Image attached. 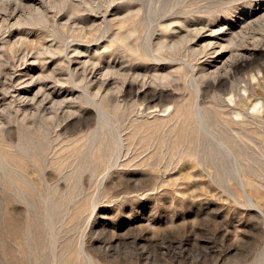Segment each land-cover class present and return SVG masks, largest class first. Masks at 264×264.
<instances>
[{
  "label": "rangeland",
  "instance_id": "obj_1",
  "mask_svg": "<svg viewBox=\"0 0 264 264\" xmlns=\"http://www.w3.org/2000/svg\"><path fill=\"white\" fill-rule=\"evenodd\" d=\"M263 136L264 0H0V264H264Z\"/></svg>",
  "mask_w": 264,
  "mask_h": 264
},
{
  "label": "bare ground",
  "instance_id": "obj_2",
  "mask_svg": "<svg viewBox=\"0 0 264 264\" xmlns=\"http://www.w3.org/2000/svg\"><path fill=\"white\" fill-rule=\"evenodd\" d=\"M65 5V4H64ZM175 22H179V23H181L183 26H187L186 24H185V21H181V20H179V19H170V20H168V21H166V22H163L162 23V26L164 27V29L166 30V31H170L171 29H173L172 28V24L173 23H175ZM128 26V25H127ZM123 28V26H121V29ZM120 33H121V30H118ZM117 31V32H118ZM134 32H136V30H130L129 31V34L130 35H128V36H121V37H119V39H121L120 41H122L123 43H125L126 45V47L127 48H129L130 50H132V51H135V49H133V47L132 46H129L130 44H128V43H126V40L128 39V38H130V36H131V34H133ZM123 33V32H122ZM200 33V32H199ZM126 34V33H125ZM120 35V34H119ZM165 35V34H164ZM196 35V34H195ZM167 37V36H166ZM173 43V42H172ZM164 46H167V45H165L164 43H163V47ZM165 48V47H164ZM174 48V47H173ZM48 52V51H47ZM142 52V51H141ZM80 53V52H79ZM143 54H145V53H143ZM251 54V53H250ZM242 55V54H241ZM255 55V54H254ZM144 56V55H143ZM141 57V56H140ZM242 58H243V56H242ZM250 58V57H249ZM240 60V59H239ZM245 60H247V59H245ZM258 61V60H257ZM256 62V61H255ZM238 65H239V63H237ZM258 65V64H257ZM262 66V65H261ZM76 71V70H75ZM111 71V70H110ZM73 74V73H72ZM107 74V73H106ZM192 75H194V74H192ZM252 77L254 78V74L252 75ZM72 79V78H71ZM235 80V79H234ZM10 81V80H9ZM249 83V82H248ZM5 85V84H4ZM228 85V84H227ZM247 87H248V84H247ZM246 87V88H247ZM128 91V90H127ZM148 92V91H147ZM147 96V95H146ZM231 97V96H230ZM240 97H241V95H240ZM120 98V97H119ZM250 98V97H249ZM118 99V98H117ZM240 99V98H239ZM96 100V99H95ZM108 100V99H107ZM230 100H232L231 98H230ZM243 99H240V101H242ZM240 101L239 102H236V105L238 106L239 104H240ZM104 102V101H103ZM109 102V101H108ZM231 102V101H230ZM120 103V102H119ZM242 103V102H241ZM223 104V103H222ZM181 105V104H180ZM213 105V104H212ZM220 105V104H219ZM258 106H260L259 105V103H256V104H254L253 106H252V109H256V110H259V108H257ZM222 107V106H221ZM229 108H230V106H229ZM129 109V108H128ZM131 109H132V107H131ZM232 109V108H231ZM231 109H229V110H231ZM256 110H254V111H256ZM261 110V109H260ZM239 112H241V113H244L245 112V109H244V107L243 106H241V107H239ZM229 114V113H228ZM201 116V115H200ZM230 116H232L233 117V115H230ZM248 115H246V117H247ZM175 118V117H174ZM249 119H250V117H248ZM193 120H196V124H198V125H200L201 124V121H200V118H199V115L196 113V111L194 112V114H193ZM217 121V120H216ZM219 121V120H218ZM225 121V120H224ZM241 122V121H240ZM188 123V122H187ZM219 123V122H218ZM224 123V122H223ZM238 122H236V124H237ZM242 123V122H241ZM246 123V122H245ZM162 124V123H161ZM220 125H222V123L220 124ZM239 125V124H238ZM241 125V124H240ZM245 125V124H244ZM200 127H201V125H200ZM227 127V126H226ZM255 128V127H254ZM219 129H220V127H219ZM223 129V128H222ZM243 129V128H242ZM244 129H246V128H244ZM225 130V129H224ZM249 130V129H248ZM259 130V129H258ZM258 130H256V131H258ZM235 132H236V130H235ZM249 132H251V131H249ZM254 133H255V131H254ZM259 133V132H258ZM225 135V137H226V133H224ZM243 134V133H242ZM250 134V133H249ZM261 134H263V133H261ZM230 136H231V134H229ZM229 135H227L228 137H229ZM254 135V134H253ZM256 135V134H255ZM239 136V135H238ZM250 136H251V134H250ZM244 137H245V135H244ZM247 137V136H246ZM254 137V136H253ZM264 137V136H263ZM250 138V137H249ZM258 138H259V135H258ZM261 138V137H260ZM231 139H233L232 137H231ZM247 139V138H246ZM248 140V139H247ZM252 140H254V139H251V141ZM259 140H261V139H259ZM263 140V139H262ZM227 141V140H226ZM243 142H245V141H243ZM256 142V141H255ZM260 142V141H259ZM254 143V142H253ZM261 143H263V141L261 142ZM248 145V144H247ZM72 152V151H71ZM100 152V151H99ZM106 157V156H105ZM264 157V156H263ZM107 158V157H106ZM105 158V159H106ZM104 159V160H105ZM242 164V163H241ZM99 168V167H98ZM97 168V169H98ZM108 168V167H107ZM101 170V169H100ZM243 172V171H242ZM247 174V173H246ZM246 180V179H245ZM246 182V181H245ZM253 182H255V181H253ZM251 183V182H250ZM246 184H248V183H246ZM252 184V187H254L253 185H256L255 183H251ZM248 185H250V184H248ZM245 186V185H244ZM251 186V185H250ZM263 186V185H262ZM248 187V186H247ZM250 189V188H249Z\"/></svg>",
  "mask_w": 264,
  "mask_h": 264
}]
</instances>
